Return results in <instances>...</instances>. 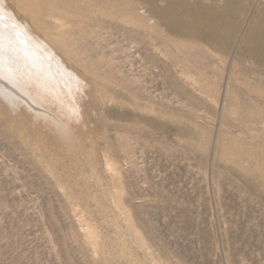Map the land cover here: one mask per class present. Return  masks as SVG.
Listing matches in <instances>:
<instances>
[{
    "label": "rangeland",
    "instance_id": "obj_1",
    "mask_svg": "<svg viewBox=\"0 0 264 264\" xmlns=\"http://www.w3.org/2000/svg\"><path fill=\"white\" fill-rule=\"evenodd\" d=\"M0 3L83 77L68 122L0 72V264H264V100L226 86L264 0L229 48L152 0Z\"/></svg>",
    "mask_w": 264,
    "mask_h": 264
},
{
    "label": "bare ground",
    "instance_id": "obj_2",
    "mask_svg": "<svg viewBox=\"0 0 264 264\" xmlns=\"http://www.w3.org/2000/svg\"><path fill=\"white\" fill-rule=\"evenodd\" d=\"M163 1L165 6L160 8L156 5V0H152V4L168 28L193 31L215 40L218 45L225 40L228 48L235 44L241 25L239 20H232L237 0H223V5L220 0ZM11 16L0 3V69L3 68L0 72L15 82L37 105L54 111L68 122L79 120L82 117L79 100L83 89L77 79L83 77L74 73L70 62V59H77L73 55L68 59L65 56L64 59L61 56L64 52L63 44L59 39H37L19 22L16 15ZM243 42L245 54L258 64L230 71L228 74L233 83L229 81L226 86L242 88L251 101L254 98L257 101L264 100V12L256 17V21L244 35ZM233 93L232 88L228 93L225 92L229 96ZM221 102L225 106L224 100ZM231 104L236 110L246 112L249 118H254L255 110L252 108L262 109L258 103L253 102L241 104L236 101Z\"/></svg>",
    "mask_w": 264,
    "mask_h": 264
}]
</instances>
